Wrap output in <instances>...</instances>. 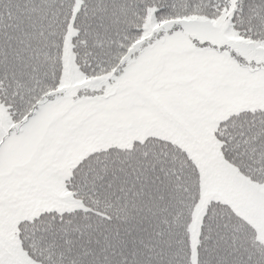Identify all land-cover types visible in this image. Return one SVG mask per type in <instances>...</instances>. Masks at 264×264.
Here are the masks:
<instances>
[{
  "label": "snow or ice",
  "instance_id": "obj_1",
  "mask_svg": "<svg viewBox=\"0 0 264 264\" xmlns=\"http://www.w3.org/2000/svg\"><path fill=\"white\" fill-rule=\"evenodd\" d=\"M0 264H264V0H0Z\"/></svg>",
  "mask_w": 264,
  "mask_h": 264
}]
</instances>
